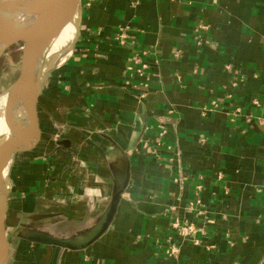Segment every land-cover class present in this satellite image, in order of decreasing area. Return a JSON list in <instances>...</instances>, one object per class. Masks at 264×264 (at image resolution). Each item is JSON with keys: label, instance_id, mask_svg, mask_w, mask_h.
Here are the masks:
<instances>
[{"label": "crops", "instance_id": "obj_1", "mask_svg": "<svg viewBox=\"0 0 264 264\" xmlns=\"http://www.w3.org/2000/svg\"><path fill=\"white\" fill-rule=\"evenodd\" d=\"M78 20L7 178L9 264H264V0H82ZM127 160L90 246L22 235L87 233Z\"/></svg>", "mask_w": 264, "mask_h": 264}, {"label": "water", "instance_id": "obj_2", "mask_svg": "<svg viewBox=\"0 0 264 264\" xmlns=\"http://www.w3.org/2000/svg\"><path fill=\"white\" fill-rule=\"evenodd\" d=\"M81 3L82 0H0V56L12 46L22 50L19 75L7 90L4 103L5 132L0 142V264H9L13 251L6 229L9 174L5 175V170L9 166L10 171L16 159L36 151L43 140L38 100L48 75L42 76L36 67L62 30L74 21ZM26 17L29 19L23 22L21 19ZM129 179L127 160L124 176L118 179L108 208L84 235L69 239L40 231H26L22 235L42 245L72 250L87 248L108 230Z\"/></svg>", "mask_w": 264, "mask_h": 264}, {"label": "bare ground", "instance_id": "obj_3", "mask_svg": "<svg viewBox=\"0 0 264 264\" xmlns=\"http://www.w3.org/2000/svg\"><path fill=\"white\" fill-rule=\"evenodd\" d=\"M79 10L76 13L74 21L68 24L60 33V35L53 41L47 51L42 55L37 64V71H41L42 76H47L51 71L59 68L71 55L73 44L75 43L78 32H79ZM29 17L22 18L21 20L27 21ZM1 52V49H0ZM6 94L0 96V142L2 140L3 134L5 132V122H4V103L6 100ZM11 171V169H10ZM9 166L5 170V175L10 174ZM8 178V177H7ZM6 178V186H7ZM5 186V188H6Z\"/></svg>", "mask_w": 264, "mask_h": 264}, {"label": "rangeland", "instance_id": "obj_4", "mask_svg": "<svg viewBox=\"0 0 264 264\" xmlns=\"http://www.w3.org/2000/svg\"><path fill=\"white\" fill-rule=\"evenodd\" d=\"M21 57L22 50L18 46L9 47L0 56V96L7 92L10 86L17 79L21 65ZM57 69L50 72L47 80L56 72Z\"/></svg>", "mask_w": 264, "mask_h": 264}, {"label": "built area", "instance_id": "obj_5", "mask_svg": "<svg viewBox=\"0 0 264 264\" xmlns=\"http://www.w3.org/2000/svg\"><path fill=\"white\" fill-rule=\"evenodd\" d=\"M143 67H145L143 65ZM140 72V70H139ZM182 230V234L184 235H192L195 231V227L192 223L186 224L185 226L181 227ZM178 251V248L176 246H172V248L170 249V255H175V253Z\"/></svg>", "mask_w": 264, "mask_h": 264}]
</instances>
